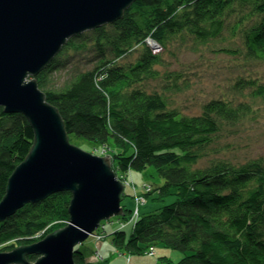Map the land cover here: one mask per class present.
Returning a JSON list of instances; mask_svg holds the SVG:
<instances>
[{"label":"trees","instance_id":"16d2710c","mask_svg":"<svg viewBox=\"0 0 264 264\" xmlns=\"http://www.w3.org/2000/svg\"><path fill=\"white\" fill-rule=\"evenodd\" d=\"M227 34L241 47L218 51L237 56L240 48L245 59L264 62V0H138L117 22L70 38L36 77L70 139L108 148L120 179L154 166L164 180L157 188L146 184L151 191L141 195L146 204L138 217L136 208L122 203L121 218L127 222L109 236L104 234L107 221L102 222L91 236L96 241L110 237L119 252L130 256L155 255L157 245L184 253L178 262L162 257L164 264H264V159L233 163L209 157L225 128L253 114L250 99L264 95L263 85L241 76L232 87L236 97L213 98L201 113L186 114L171 100L186 89L188 79L179 71L162 73L164 60L149 43L167 51L176 44L207 46ZM62 72L66 79L59 83L55 77ZM153 81L158 86L151 88ZM34 140L24 115L0 108V202ZM155 191L161 202L166 196L176 199L147 210ZM71 200V192L54 194L0 222V252L32 245L67 226ZM74 260L105 263L93 262L79 247Z\"/></svg>","mask_w":264,"mask_h":264},{"label":"water","instance_id":"95a60500","mask_svg":"<svg viewBox=\"0 0 264 264\" xmlns=\"http://www.w3.org/2000/svg\"><path fill=\"white\" fill-rule=\"evenodd\" d=\"M138 0H0V108L22 114L35 134L27 158L10 177L0 222L28 204L71 192L70 223L40 241L0 252V264H76V248L112 217H124L125 186L111 155L73 145L56 106L36 77L68 40L120 20ZM29 255H37L35 262Z\"/></svg>","mask_w":264,"mask_h":264},{"label":"rangeland","instance_id":"374dc122","mask_svg":"<svg viewBox=\"0 0 264 264\" xmlns=\"http://www.w3.org/2000/svg\"><path fill=\"white\" fill-rule=\"evenodd\" d=\"M236 45L241 47L238 41L237 43L234 42L232 36L227 34L222 41L207 46H195L193 43H187L183 46L176 44L170 50L156 52L164 60L163 66L159 68L162 73L169 70L179 71L183 72L188 79L186 89L172 95L173 107L189 115L199 114L203 105L213 98L236 97L232 87L235 80L241 76L257 78L264 87V62L245 59L244 51L240 48L238 50L242 53L237 54V56L218 51L220 48L236 47ZM55 79L62 83L66 79V73H59ZM161 83L160 81L159 84ZM155 86H158L156 81L151 82L150 87ZM250 101L253 105V114L246 117L236 127L224 129L215 146L209 149L210 158L226 159L233 163L264 159V95L250 99ZM70 141L73 145L97 156L105 155L103 149L108 151V148L84 138L72 136ZM128 179L131 185L125 187V199L123 201L128 210L136 208L135 193L137 195L145 194L144 186L146 184L155 188L164 184V180L157 174L154 166H148L142 172H133ZM158 197V191L148 197L147 210L160 208L173 203L176 199L175 196H166L161 202L157 200ZM141 208L143 211V206ZM126 222L119 216L112 217L106 222L104 234L109 236ZM126 230L130 233L131 226L127 227ZM103 231V229L99 230V232ZM78 247L82 248L93 262L105 261L104 264H164L162 257L166 256L173 262H178L184 257V253L164 245L155 246V255L153 256L149 254L130 256L124 252H119L112 244L110 237L104 241H96L89 237L84 244ZM129 258L130 262H128Z\"/></svg>","mask_w":264,"mask_h":264},{"label":"built area","instance_id":"2783aa9c","mask_svg":"<svg viewBox=\"0 0 264 264\" xmlns=\"http://www.w3.org/2000/svg\"><path fill=\"white\" fill-rule=\"evenodd\" d=\"M149 43L151 44V46L153 47V49L155 50V52L159 53V52H161L163 50V48L157 42H155L153 40H149ZM104 152L107 153L108 151L106 149H103V154H106ZM119 180L123 183V185L125 187L131 185V182L129 181L128 177H126L124 179L123 178H121V179L119 178ZM144 189H145V192L151 191V187L150 186H147V185L144 186ZM135 198H136L137 207L135 209L134 217H138L139 216L140 207L146 204V198H144L141 195H137L136 193H135ZM153 254L154 253H151V255H153Z\"/></svg>","mask_w":264,"mask_h":264}]
</instances>
